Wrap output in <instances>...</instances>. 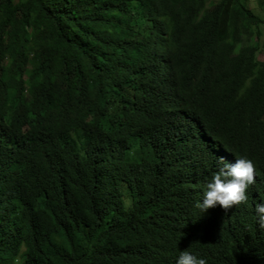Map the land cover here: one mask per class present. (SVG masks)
<instances>
[{
    "label": "trees",
    "instance_id": "obj_1",
    "mask_svg": "<svg viewBox=\"0 0 264 264\" xmlns=\"http://www.w3.org/2000/svg\"><path fill=\"white\" fill-rule=\"evenodd\" d=\"M246 1L0 0V264H264V0ZM199 127L255 167L205 221L156 174L171 152L119 147L184 151Z\"/></svg>",
    "mask_w": 264,
    "mask_h": 264
},
{
    "label": "clouds",
    "instance_id": "obj_2",
    "mask_svg": "<svg viewBox=\"0 0 264 264\" xmlns=\"http://www.w3.org/2000/svg\"><path fill=\"white\" fill-rule=\"evenodd\" d=\"M199 127L194 133V140L188 144L184 151L181 147L185 144L175 143L170 149L169 145L161 149H154L147 143V139L140 136H122L124 141L119 143V147L131 152L137 151L143 154L146 159L142 158L138 164L148 165L155 163V158H151L152 152L160 155L163 152H171L174 156L173 161L169 158L163 160L164 166L157 167V176L162 181L171 182L169 188L178 189V193L186 198L193 199L195 204L201 209L200 218L196 221H205L204 217L209 214V209L219 206L223 210L233 208V206L241 205L248 200L247 189L254 183L255 167L253 161L247 156L241 155L236 158L228 157V152L223 144H217L214 138L203 131ZM197 135V136H196ZM201 140H197L198 137ZM208 142V143H207ZM178 144V145H177ZM129 151V152H130ZM217 164V170H204L203 176L199 178V171L204 166ZM196 170V171H195ZM193 171L194 174H193ZM159 173V174H158ZM180 177L183 181H176L174 177ZM206 180H203L205 179ZM183 190V193L180 192ZM202 200V202H200ZM215 212V211H214ZM257 223L261 228H264V200L257 203L255 206ZM213 215V214H211ZM214 216V215H213ZM175 264H206V260L198 255L188 251H179L175 259Z\"/></svg>",
    "mask_w": 264,
    "mask_h": 264
},
{
    "label": "rangeland",
    "instance_id": "obj_3",
    "mask_svg": "<svg viewBox=\"0 0 264 264\" xmlns=\"http://www.w3.org/2000/svg\"><path fill=\"white\" fill-rule=\"evenodd\" d=\"M246 5L252 10V12L256 16H261L262 10H261V7L259 6L257 0H247L246 1ZM262 16H264V13L262 14ZM259 59L263 60L264 59V54L260 55ZM17 264H20V259L19 258H18Z\"/></svg>",
    "mask_w": 264,
    "mask_h": 264
}]
</instances>
